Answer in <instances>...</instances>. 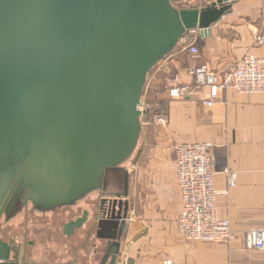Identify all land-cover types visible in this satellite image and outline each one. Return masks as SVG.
Wrapping results in <instances>:
<instances>
[{"label":"water","instance_id":"water-1","mask_svg":"<svg viewBox=\"0 0 264 264\" xmlns=\"http://www.w3.org/2000/svg\"><path fill=\"white\" fill-rule=\"evenodd\" d=\"M229 1L200 10L172 0H0V217L22 196L65 204L100 184L139 137L148 74L187 31L208 32ZM122 201L112 199L103 222L112 240L98 264L119 262ZM11 250L0 236V264H13Z\"/></svg>","mask_w":264,"mask_h":264},{"label":"crops","instance_id":"crops-1","mask_svg":"<svg viewBox=\"0 0 264 264\" xmlns=\"http://www.w3.org/2000/svg\"><path fill=\"white\" fill-rule=\"evenodd\" d=\"M214 1L190 8L202 10ZM225 5L209 31L202 29L197 55L180 40L148 74L150 101L165 104L167 123H154L152 112L142 115L139 137L124 164L107 167L101 183L80 192L77 205L66 206L69 210L43 195L29 200L22 196L14 207L5 208L0 236L12 247L13 264H98L112 240L103 222L116 212L115 197L125 203L120 214L126 208L128 215L118 264H123L126 245L140 226L143 231L130 242L125 264H162L165 259L174 264H264V252L249 249L243 238L250 229L264 228V93L227 90L223 100L209 108L193 97L172 99L164 88L172 74L191 83L192 64L208 63L224 72L247 53L264 57V44L256 43V36L264 34V0H230ZM204 141L213 144L217 206L237 235L231 242H188L179 234L182 199L174 147ZM229 171L237 174L233 187Z\"/></svg>","mask_w":264,"mask_h":264},{"label":"built area","instance_id":"built-area-1","mask_svg":"<svg viewBox=\"0 0 264 264\" xmlns=\"http://www.w3.org/2000/svg\"><path fill=\"white\" fill-rule=\"evenodd\" d=\"M201 31L200 27L191 29L181 39L191 54H198ZM256 43L264 44V34L256 36ZM188 72L192 77L191 83L182 81L177 74H172L171 80L164 83L170 98L193 97L194 101L211 108L223 100L227 90L247 95L264 93V57L254 53H247L233 68L224 72L208 63L192 64ZM147 91L151 92L148 85L144 88L139 106L142 115L152 112L153 102L145 100ZM156 105L160 106L154 122L166 124L165 108L161 104ZM212 148L213 144L209 141L183 142L174 147L173 165L182 199L178 230L184 241L231 242L237 238L230 220L221 217L217 206L218 191L214 179ZM228 176L230 187L235 186L237 174L229 171ZM243 238L249 249L264 252V228L250 229L244 233ZM162 264L174 262L165 259Z\"/></svg>","mask_w":264,"mask_h":264},{"label":"rangeland","instance_id":"rangeland-1","mask_svg":"<svg viewBox=\"0 0 264 264\" xmlns=\"http://www.w3.org/2000/svg\"><path fill=\"white\" fill-rule=\"evenodd\" d=\"M172 2H173V4L175 5V6H177V7H179V8H190V7H193L194 5L196 6L197 4H200L201 2H203V0H172ZM148 87L150 88L151 86L150 85H148ZM147 90H148V88H147ZM147 95H146V97H145V100H147L148 102H150V98H149V91H147V93H146ZM152 102V101H151ZM159 104H161V105H163V107L165 108L166 106H165V104H163V103H158V105ZM153 105V106H152ZM151 105V109H152V113H151V115H153V118L156 116V114H157V110H155V108L157 107V105L155 104V103H153ZM160 106V105H159ZM159 106L157 107L158 109H159ZM150 116V115H149ZM153 122H154V119H153ZM147 123V122H146ZM155 123V122H154ZM143 132H144V130H143ZM147 131L145 130V132L144 133H146ZM175 157V156H174ZM121 164H124L125 162H126V160L123 158L122 160H121ZM173 162H174V160H173ZM68 203H70V204H68ZM67 204L65 203V205L64 206H61V207H59V208H63V207H65L66 209L65 210H69V207H66V206H76L77 205V200L76 199H74V200H72V201H70V202H68ZM58 208V207H57ZM54 209H55V207H54ZM61 210H63L64 211V209H61Z\"/></svg>","mask_w":264,"mask_h":264},{"label":"trees","instance_id":"trees-1","mask_svg":"<svg viewBox=\"0 0 264 264\" xmlns=\"http://www.w3.org/2000/svg\"><path fill=\"white\" fill-rule=\"evenodd\" d=\"M176 7H177V6H176ZM178 8H179V7H178ZM155 110H157V111H158L159 109L156 107V108H155Z\"/></svg>","mask_w":264,"mask_h":264}]
</instances>
